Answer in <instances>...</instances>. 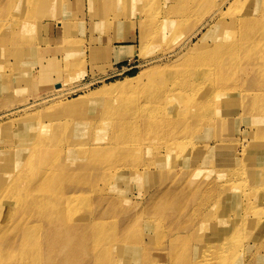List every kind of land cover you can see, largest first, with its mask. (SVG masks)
<instances>
[{
  "label": "rangeland",
  "instance_id": "rangeland-1",
  "mask_svg": "<svg viewBox=\"0 0 264 264\" xmlns=\"http://www.w3.org/2000/svg\"><path fill=\"white\" fill-rule=\"evenodd\" d=\"M45 1L31 13L39 49L48 46L43 24L54 21L62 25L66 52L63 47L52 59L44 51L37 65L17 68V74L36 70L30 85L41 89L12 94L0 80V234L14 245L0 246V264H264L262 247L243 246L249 233L198 236L203 217L208 230L221 216L229 219L222 226L234 227L236 218H244L242 227L248 224L242 205L251 193V156L242 148L264 116V62L217 67L211 81L202 71L195 77L199 65L186 59L202 52L201 34H213L208 19L196 29L208 11L204 0L179 6L146 0L144 14L154 19L144 17L140 32L135 23L144 15V0L134 15L120 3L125 0H63L62 7V0ZM163 3L195 12L173 37L165 23L158 35ZM84 35L93 49L83 48ZM139 72L148 73L123 90L86 97ZM77 97L84 99L78 107L58 111ZM203 100L207 110L185 115L186 109L199 112L197 101ZM175 144L182 147L172 150ZM237 168L241 174L234 176ZM227 175L236 179L232 204L225 207L230 211L223 214L214 207L215 186L226 190L220 181ZM262 204L255 207L264 214ZM257 226L255 231L262 224ZM202 247L214 249L213 255ZM209 255L217 260L201 258Z\"/></svg>",
  "mask_w": 264,
  "mask_h": 264
},
{
  "label": "bare ground",
  "instance_id": "bare-ground-1",
  "mask_svg": "<svg viewBox=\"0 0 264 264\" xmlns=\"http://www.w3.org/2000/svg\"><path fill=\"white\" fill-rule=\"evenodd\" d=\"M78 1L79 0H75V2L77 3ZM110 1L114 3L113 0ZM142 1L143 0H125L124 2L120 3L127 6L125 7L127 11L132 10L134 15V10L139 8ZM145 1L146 0H144L141 5V12H143V14L144 12H146ZM189 1L195 4L199 3V1L197 2V0H174V5H183ZM255 2H258L259 4H255ZM62 3L63 0L60 1V3L58 2L57 4L59 7H62ZM165 3L167 2L165 1ZM165 3H163L161 6L163 8V14H159L158 17L161 22L158 27V35L161 36L160 30H162V26L165 23L166 29L169 31V33L167 34L168 37L170 35L171 37H173L176 35V28H178L180 25L186 24L187 19L193 16L195 12L188 11V9L182 8L171 9L168 8ZM206 3L207 5L204 10L208 9V11L206 12V16L202 18V21H204V23L200 24V26H198V28L196 29L198 31L199 28H202V26L206 24V19H208V21H213L208 26V30H212L213 34H210L211 36H209L207 33L201 34L197 42H203L202 52L196 54V56H189L186 59L187 63L194 62L195 64L199 65L195 66V77L197 76L199 71H202L203 80L211 81L213 79L212 71L217 67L223 68L227 65L228 68L233 64H239L241 67H245L248 65L249 60H253L256 63L263 64L264 51L261 54V48L264 43V0H204L203 4ZM46 4L47 3L45 0H39V2L36 0H0V80L2 81V86L11 91L12 94L17 93L23 88H31V90H34L33 88L39 87V85L35 87H31L30 85V81L34 76L36 70L34 71V69H32V71L28 70L22 74H17V68L24 65L33 66L36 65V62H39V60H34L33 57V52L36 50L30 49L32 43L30 42L29 37H33L38 28L31 13L33 9L38 5ZM227 5L229 6L227 7ZM96 13H99V11H96ZM144 17L148 18L149 21H153L154 19V17H151L150 15H138V22H136L135 24L138 27L139 32L145 28L143 21ZM43 27V29L47 31L48 26L45 24ZM173 27H175V29L172 31ZM59 28H61V26ZM193 35H195V33H192V36ZM206 36L209 37V40L205 43ZM237 36H242V38L237 39ZM248 36H252L255 39H247ZM46 42L48 41L45 40L44 43L46 44ZM255 44H259V46L257 48L252 47V45ZM83 48L85 49L84 46ZM93 48L94 47L91 46L90 50ZM60 49H63V47L57 49L55 53L59 52ZM66 50L67 49L64 48L62 51L66 52ZM44 51L45 50L39 51V56H45ZM48 51L49 50L47 49L45 52L47 53ZM7 57L12 58L16 63L14 65L9 64ZM77 66H79V64H77L76 67ZM147 73L148 72H139L131 77L125 78L121 82L115 81L113 83L111 82L108 84H103L99 88L90 92L88 96H85L90 98L97 97L99 94H101L102 97L107 96L110 94V92H112L111 90H123V88L130 86L133 82L136 83L141 79L142 76L146 75ZM185 76H187L186 73L181 74V80L184 79ZM71 78L72 77L68 79ZM192 90L194 91V95L195 93H198L194 86L192 87ZM174 91L176 90H173V93ZM179 93L182 92L180 91ZM184 93L188 94L187 88ZM78 97H83V95H80ZM78 97L77 101L65 104L64 108L58 106V111H60L61 109L73 110L74 108L78 107L80 102L84 100ZM219 97H222V95H219ZM208 102L209 101L206 100L197 101L199 112H193L186 109L184 111L185 115L187 117L194 115L198 117L201 111L207 110ZM251 103L253 102L250 101V104ZM259 117L261 119V122L258 125V131L254 132L253 130L250 133L247 132L248 134H250V136L248 138L247 145L242 148L244 155L249 154L251 156V166L249 168V185L251 187V193L248 194V200L246 199V203L242 205V207H246L248 210V224L246 225V227H242L239 224L244 221V218H236L234 219V221L237 224L234 227L231 228L229 226H222V224L228 223L229 219L221 216L217 218L219 222L215 221L214 226H211L212 228L208 230L209 227H206V222L208 221V219L207 217H203L201 222V229L200 231H198V236L201 239H218L220 237L226 236L228 233H231V231L233 232V230H236L237 232L240 231L242 234L249 233L246 237H242L243 246L249 244L248 246L250 247V244H254V246L262 247L264 250V214L260 213L255 207L261 203H263L262 205L264 206V137L262 135V132L264 131V121H262V118L264 116L263 114H261L259 115ZM167 138L173 141V138H171L169 135ZM178 143L179 142H177V144ZM177 144L171 145L170 148L172 150H176L177 148L182 147H177ZM36 146L37 145L34 144L31 145L30 153L26 162L27 164L32 159L33 153H35L36 150ZM118 167L119 165L114 169L113 175H116L115 173L117 172V170H119ZM234 173V176H239L241 174L238 168L234 171ZM108 174H110V172ZM234 176L229 177V175H227L226 178H223V180L220 181L227 185L226 190L221 188V186L219 185L215 186V195L218 197V200L214 204V207H219L221 209L219 213L227 214L230 211L229 209H225V207L227 202H230V205L232 204V187L235 186V184L233 183H235L234 181L236 179H232ZM100 178H102V176ZM240 203L241 202L239 200L236 201V206L238 207ZM75 216V219L83 220V216ZM35 221L37 222L39 221V219H35ZM258 223L262 224L261 229L255 231L258 227ZM249 227H253L255 229H249ZM81 230H83L82 233L85 232V228H82ZM218 245L220 246L221 243H218ZM0 246H5L7 250H11L14 245L9 238L1 233ZM217 246H215L214 248L216 249ZM232 246L234 249H236L239 247V244H234ZM200 251L204 255L209 253L213 255L214 249L212 251V249L210 248V250L207 249V251L205 252V248L202 247ZM210 257L214 261L217 260L216 257L214 258L211 255L202 256L201 258L211 260ZM206 259H204L203 262H206ZM216 264L231 263L225 262L223 260H218Z\"/></svg>",
  "mask_w": 264,
  "mask_h": 264
},
{
  "label": "crops",
  "instance_id": "crops-1",
  "mask_svg": "<svg viewBox=\"0 0 264 264\" xmlns=\"http://www.w3.org/2000/svg\"><path fill=\"white\" fill-rule=\"evenodd\" d=\"M71 20H75V17L74 18H71ZM79 21V20H77ZM75 21L73 23V25H78V22ZM46 25L48 26L47 27V32L45 35H43V40H47L48 42H46V44H48V46H45V48L43 50H49L47 53H49L48 55H51V58L53 59V55L55 53V51L61 47H64L65 48V39L63 38L62 36V33H63V29H62V25L61 23L59 24L58 22H55L54 21H46L45 22ZM45 23L43 25H45ZM58 23V24H57ZM82 24V23H81ZM61 26V28H59ZM80 26V25H79ZM62 30V32H60ZM80 30V29H78ZM82 38V41H83V46L86 48L89 49V42H86V36L84 35ZM29 40L30 42L32 43V46L30 47V49L32 50H36L33 52V57H34V60H39L40 56H39V44H38V41H39V36H38V33L36 32L35 35L33 37H29ZM43 41V42H44ZM119 52V50L117 51ZM116 52V53H117ZM116 53L112 52L111 55L115 58V59H118L120 58V56L116 57ZM37 65V62L35 63ZM41 84L39 85V88L41 89ZM23 89H26V88H23Z\"/></svg>",
  "mask_w": 264,
  "mask_h": 264
}]
</instances>
